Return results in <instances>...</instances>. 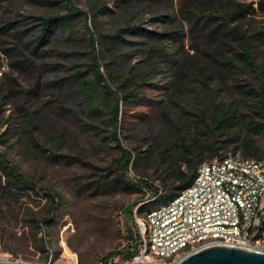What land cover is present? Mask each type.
<instances>
[{
    "label": "rangeland",
    "instance_id": "374dc122",
    "mask_svg": "<svg viewBox=\"0 0 264 264\" xmlns=\"http://www.w3.org/2000/svg\"><path fill=\"white\" fill-rule=\"evenodd\" d=\"M71 1L76 8L88 13L92 32L103 35L98 37L97 52L102 72L115 73L114 79L109 78V85L115 92L122 96L126 82L133 89L131 79L141 80L148 76L146 85L137 90L145 99L124 106V121L128 127L122 126L120 137L122 147L138 156V163L130 169L128 178L150 177L155 179L158 188H163L157 178L168 170L170 159L161 155L165 133L158 135L156 127L160 126L157 116L161 107L169 103L173 88L166 56L175 58L191 52L194 45H201L208 30L201 33L191 23L204 20L217 11L207 10L210 6H206L202 12L196 10V15L191 16L183 12L191 7L190 0ZM259 1L237 0L243 5L253 3L256 12L232 23L228 30L239 27L244 32H264V12ZM68 7L69 0H0V183L7 179L2 169L6 163L19 170L37 188L17 199L0 194V264H101L110 253L127 246L129 230L138 232L137 210L132 214L135 224L127 211L137 203L139 194L124 192L119 187L98 192L89 187L100 176H107L105 169L121 156V149L111 137L109 128L101 123L102 131L94 129L82 97L65 82L77 71L87 70L93 54L89 31L82 21L75 20L73 33L51 34L46 43L41 41L43 19L63 15ZM128 27L140 30L123 34V40L113 38ZM142 30L167 35L155 41L160 49L156 57L150 59L144 52L146 34L140 33ZM239 51L240 45L233 42L232 47L218 53V59L235 58ZM256 56L260 68L264 69V45L256 50ZM242 68L225 70L223 82L217 77L208 81V90L213 92L216 105L235 104L241 92L251 88L249 83L255 86L264 83L258 70ZM92 73L88 76H93ZM191 91L192 88L189 97L178 93L175 100L179 106L176 108L184 112L185 120L198 121V111L190 107L189 100L196 97ZM200 101L212 104L209 98L203 97ZM159 121L164 122V126L172 125L163 115ZM206 121L212 124L211 118L207 117ZM143 123L154 125L145 130L140 125ZM198 124L207 130L208 125L200 121ZM135 125L138 131L131 129ZM219 133L218 146L225 147L222 155L237 148L228 143L229 131ZM179 135L177 132L175 137ZM253 138L260 153L264 154V134ZM68 155H79L104 170L94 176L89 167L64 158ZM210 161L214 160L206 153L205 162ZM261 162L264 163V158ZM112 167L116 169L117 165ZM53 197L62 201L58 208ZM154 200L149 193L144 203ZM56 208L53 223H42ZM109 261L125 262L127 259L117 255Z\"/></svg>",
    "mask_w": 264,
    "mask_h": 264
},
{
    "label": "trees",
    "instance_id": "16d2710c",
    "mask_svg": "<svg viewBox=\"0 0 264 264\" xmlns=\"http://www.w3.org/2000/svg\"><path fill=\"white\" fill-rule=\"evenodd\" d=\"M190 2L191 7L188 11L182 10L191 16L196 15V10L202 12V9L206 8V6H210L207 10L213 8L217 13L208 15L204 20L192 21L191 24L194 28L198 31L201 30V33L208 30L205 33V41L201 45L197 44L191 48L190 51L194 52L193 54L187 52L183 55L178 54L175 58L166 56V65L172 72L171 84L173 88L170 89L169 103L161 107L157 117L161 119L162 115L166 116L172 125L164 126V122H160L159 119L157 123L160 126L159 128L156 127L158 135L165 133L166 142L161 150V155L165 159H170L168 170L157 178L163 188H158L155 185V179L150 177L138 176V179L135 180L128 178L130 169L138 163V156L122 147L120 137L122 126L128 127L124 121V106L134 105L145 99L143 93L137 92V90H140L141 85H146L144 82L147 81L145 78L148 76L143 77L141 80L131 79L134 82L133 89L129 87L130 84H127L129 82H126L123 86L124 93L122 96L115 92L109 85V78L114 79L115 73L107 75L102 72L100 55L97 52L98 37L102 38L103 35L99 33V36H97L92 32L89 27L88 13L76 8L71 0H69L68 11L65 14L43 19V24L41 25V41L43 43L49 40L51 34L73 33L72 28L75 20L82 21L91 35L89 42L93 54L88 60L87 70L77 71L69 79H65V82L68 83L75 94L82 97L88 109L86 115L92 122L94 129L102 131L101 123L105 124L111 131V137L121 149V156L115 160L116 169L112 167L115 164H112L111 167L105 169L108 172L107 176H100V179L90 183L89 187L95 192L100 189L104 191L115 190L119 187L124 192L139 194L140 198L137 203L130 206L127 211L129 219L134 224L135 218L132 214L135 210H137L138 217H145L147 213L169 202L178 193L190 187L198 173L199 166L205 162L206 153H209L210 160H216L223 156L221 151L225 147L218 146V138L221 135L219 132L221 130L229 131L230 140L228 143L237 147L226 153L238 152V149H240L239 153L244 158L258 161L264 158V154L260 153V147L253 138L264 134V83L260 86L249 83L251 88L248 91H242L240 98L235 104L216 105L212 99L213 92L208 90V81L213 77H217L221 81L225 77V70L252 67L259 71L258 76L264 77V69L260 68L256 56V50L264 45V32L258 30L244 32L239 27H234L229 31L227 28L241 18L255 15L254 4L243 5L237 0H190ZM258 4L264 12V0H260ZM202 23L203 25L201 26ZM96 28L100 32L97 25ZM138 30L140 29L137 27H128L118 32L113 38L123 40V34L135 33ZM142 32L146 34L144 52L150 59L156 57L160 53V49L156 47L155 41L160 37L164 39L167 35L156 34L146 30H142L140 33ZM233 42L240 45L241 51L235 58L220 61L218 53H222L227 47H232ZM202 58L206 60H202ZM89 72H93V76L89 77ZM197 83L201 84V86L197 87ZM74 87H77V89H74ZM190 88H192L193 91L191 92H194L196 96L195 100H189L190 107L198 111L196 117L206 127L208 125L207 130L203 129L205 126H200L196 120H185L184 112L176 108L179 106V103L175 100L178 97V93L181 96L189 97ZM203 97L209 98L212 104H203L200 101ZM125 101L126 104H124ZM171 117H177L178 120L174 121ZM207 117L211 118L212 124L206 121ZM216 123L217 126H214ZM140 125H143V129L148 130L154 123L152 125L149 123ZM149 125L151 126L148 127ZM131 129L138 131L136 125L135 128L133 126ZM244 130L247 133L243 134ZM190 131L193 132L191 136L188 135ZM177 132L180 135L175 137ZM97 134L98 132H96ZM243 135H245V138H243ZM54 157L59 158L58 156ZM64 158L71 163H80L89 167L94 176H99L97 173L104 170L84 161L79 155H68ZM3 163L5 162L3 161ZM2 169L7 176L6 181L0 183V194L2 196H8L9 199H17L26 191H36L35 185L16 168L5 163ZM112 175H114V178L111 177ZM149 193L155 197V200L150 203H144ZM36 194L38 195L39 192H36ZM48 196L52 197L51 194H48ZM53 199L57 200L55 197ZM61 202V200H57V208ZM57 208L51 212L49 211V218L42 223H53ZM127 239V246L121 251L110 253L106 258V262L117 255H123L129 260L139 252L141 243L139 231L129 230Z\"/></svg>",
    "mask_w": 264,
    "mask_h": 264
},
{
    "label": "built area",
    "instance_id": "2783aa9c",
    "mask_svg": "<svg viewBox=\"0 0 264 264\" xmlns=\"http://www.w3.org/2000/svg\"><path fill=\"white\" fill-rule=\"evenodd\" d=\"M136 221L139 252L101 264H179L212 246L264 252V163L239 152L204 162L190 187Z\"/></svg>",
    "mask_w": 264,
    "mask_h": 264
},
{
    "label": "water",
    "instance_id": "95a60500",
    "mask_svg": "<svg viewBox=\"0 0 264 264\" xmlns=\"http://www.w3.org/2000/svg\"><path fill=\"white\" fill-rule=\"evenodd\" d=\"M179 264H264V252L212 246L189 255Z\"/></svg>",
    "mask_w": 264,
    "mask_h": 264
}]
</instances>
